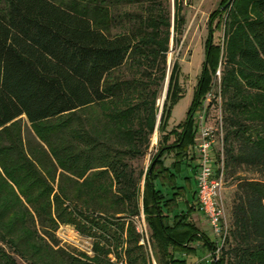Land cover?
Returning a JSON list of instances; mask_svg holds the SVG:
<instances>
[{"label": "trees", "instance_id": "1", "mask_svg": "<svg viewBox=\"0 0 264 264\" xmlns=\"http://www.w3.org/2000/svg\"><path fill=\"white\" fill-rule=\"evenodd\" d=\"M137 1L0 0V264H188L198 245L216 250L194 220L193 177L182 173L218 68L224 168L236 190L230 235L210 264H264V0H222L212 11L187 117L169 128L184 96L177 62L147 167L135 160L152 147V87L166 78L172 18L161 10L115 32L122 6ZM142 213L149 245L134 221ZM64 224L95 238L93 255L60 243Z\"/></svg>", "mask_w": 264, "mask_h": 264}, {"label": "rangeland", "instance_id": "2", "mask_svg": "<svg viewBox=\"0 0 264 264\" xmlns=\"http://www.w3.org/2000/svg\"><path fill=\"white\" fill-rule=\"evenodd\" d=\"M222 0H139L134 3H126L122 6V14L117 20L114 31H126L129 29H135L139 26L140 20L145 19L148 15H155L159 11L168 12L172 18V29H171V43L170 50L168 52L167 61V72L165 80L158 86L154 85L152 88L159 90V95L157 98V106L159 107V114L157 119L156 131L152 140V147L150 152L142 158V160H135V164L139 167H147L150 163L153 153L157 152V145L159 143V131L158 128L161 123V118L163 110L167 101V95L169 90V83L173 74V69L177 62L181 64L180 72V83L183 88L184 96L181 97L178 102L174 105L170 118L169 128L171 129L174 125L182 122L192 105L193 97L197 89L198 82L200 80L203 64L205 61L206 54V42L209 34V17L212 11L219 8ZM219 22V18L214 21L215 29V41L221 42L225 40L224 35V22ZM221 68L215 73L214 84L211 91L210 103L206 100L204 103L208 106L206 111V116L210 122H214L218 115L216 107V99L214 95L218 92L221 87ZM132 69L128 66L122 70L125 76L132 74ZM168 78H170L168 83ZM223 98V96H222ZM203 105L201 106V110ZM222 114L224 123V112H223V100H222ZM24 127L33 129V125L29 123L26 118H23ZM34 130V129H33ZM222 143L218 142L214 147V154L216 155V160L218 159V154L221 153ZM173 155H167L165 162L168 166L173 161ZM242 172V171H241ZM245 174L247 172H244ZM193 175L190 169L185 167L183 175ZM249 174V173H247ZM236 178L232 176L224 175L222 198L225 202L226 214L228 222L231 226V206L233 203V193L236 190ZM183 182V180H182ZM134 221L137 228L144 236V242L148 243L150 231L148 225L145 221L144 214L141 216L134 217ZM208 235L217 240L216 234L213 229L206 228ZM59 238L61 239V244L68 248H76L77 251L87 252L89 255H93V241L95 238L93 236H85L79 233L76 228L72 225H61L58 230ZM230 235V234H229ZM149 245V243H148ZM200 252L197 254H191L187 256L188 264H210L211 261L207 260V256L210 252L203 246L198 245ZM149 248V246H148ZM151 249V248H149ZM207 254V255H206ZM206 255V256H205ZM155 264H157L155 262Z\"/></svg>", "mask_w": 264, "mask_h": 264}, {"label": "built area", "instance_id": "3", "mask_svg": "<svg viewBox=\"0 0 264 264\" xmlns=\"http://www.w3.org/2000/svg\"><path fill=\"white\" fill-rule=\"evenodd\" d=\"M210 93L206 101L210 103ZM218 115L214 122H210L206 116V103H203L202 110L195 116L199 138L196 143L198 157L197 190L201 211L208 218L217 238L216 250L210 252L207 260L215 261L219 258L221 250L230 234V224L228 222L225 202L222 198V189L225 175L224 168V124L222 114V93L221 88L214 95ZM221 142V162L215 164L216 156L213 153L215 144ZM220 170L219 172L217 170Z\"/></svg>", "mask_w": 264, "mask_h": 264}, {"label": "crops", "instance_id": "4", "mask_svg": "<svg viewBox=\"0 0 264 264\" xmlns=\"http://www.w3.org/2000/svg\"><path fill=\"white\" fill-rule=\"evenodd\" d=\"M197 138H199L198 131H197V134H196V139H195V143H194V146H193V152H192L194 154L193 156H194L195 159H193L191 161L192 165L194 166V169H193V166L192 167L190 166V168H189L191 173H193L192 177H193V180H194V189L195 190H197V173H198V167H197L198 166V157H197V153H196L197 152L196 143L198 141ZM195 166H196V168H195ZM184 170H185V167H184ZM184 170H183L182 174H184ZM184 176H191V175L186 174ZM179 180H180L179 181L180 184L184 183V182H182V180L184 181V179L180 178ZM194 220L197 223V225L200 226V228L203 231H205L207 234H208V232L206 230L207 227L213 229L211 224H210V222H209V220H208V218L204 215V213L202 211L197 212V213L194 214ZM197 252H200L199 247H198V251Z\"/></svg>", "mask_w": 264, "mask_h": 264}, {"label": "water", "instance_id": "5", "mask_svg": "<svg viewBox=\"0 0 264 264\" xmlns=\"http://www.w3.org/2000/svg\"><path fill=\"white\" fill-rule=\"evenodd\" d=\"M169 80H170V78H168V83H169Z\"/></svg>", "mask_w": 264, "mask_h": 264}]
</instances>
